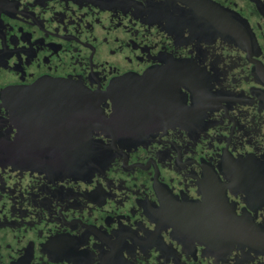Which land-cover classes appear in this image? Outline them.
<instances>
[{
    "label": "flooded vegetation",
    "instance_id": "1",
    "mask_svg": "<svg viewBox=\"0 0 264 264\" xmlns=\"http://www.w3.org/2000/svg\"><path fill=\"white\" fill-rule=\"evenodd\" d=\"M0 264H264V0H0Z\"/></svg>",
    "mask_w": 264,
    "mask_h": 264
},
{
    "label": "water",
    "instance_id": "2",
    "mask_svg": "<svg viewBox=\"0 0 264 264\" xmlns=\"http://www.w3.org/2000/svg\"><path fill=\"white\" fill-rule=\"evenodd\" d=\"M50 89V90H54V91H62L64 93L67 94L69 103L68 105L70 106H74L75 101L77 99H81V98H86L85 95H82V88L70 84V83H52L51 85H39L37 87H35L34 89L38 90V89ZM33 89V88H32ZM71 101V102H70ZM59 148V147H58ZM25 150H27V147H24ZM53 149H55L53 147ZM92 147L89 145H83V146H71L68 145L66 147H62V159L60 160V162L62 163V169H74V168H79V162H82L84 158H86V156L91 152ZM25 154L28 153V151L24 152ZM60 155V151L58 150V156ZM26 160H23V162L27 165L30 166L31 164H33V161L25 158ZM241 229V231H237L236 233H242L243 229L241 227H239ZM228 234H233V232L230 231V227H228ZM230 237H228V244L231 243L230 241Z\"/></svg>",
    "mask_w": 264,
    "mask_h": 264
}]
</instances>
